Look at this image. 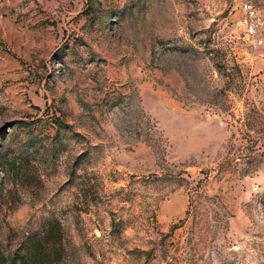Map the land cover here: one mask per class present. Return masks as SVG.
Segmentation results:
<instances>
[{
	"label": "rangeland",
	"instance_id": "obj_1",
	"mask_svg": "<svg viewBox=\"0 0 264 264\" xmlns=\"http://www.w3.org/2000/svg\"><path fill=\"white\" fill-rule=\"evenodd\" d=\"M242 15L0 0V264H264V26Z\"/></svg>",
	"mask_w": 264,
	"mask_h": 264
},
{
	"label": "built area",
	"instance_id": "obj_2",
	"mask_svg": "<svg viewBox=\"0 0 264 264\" xmlns=\"http://www.w3.org/2000/svg\"><path fill=\"white\" fill-rule=\"evenodd\" d=\"M240 8L243 11L241 23L245 33L254 36L257 44L262 43L260 30L264 26V18L261 11L253 4L252 0H240Z\"/></svg>",
	"mask_w": 264,
	"mask_h": 264
}]
</instances>
